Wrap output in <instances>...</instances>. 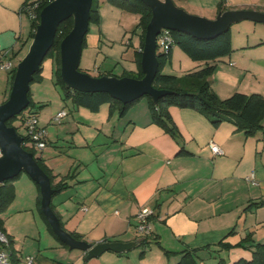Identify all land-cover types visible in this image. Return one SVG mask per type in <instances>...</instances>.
I'll use <instances>...</instances> for the list:
<instances>
[{"label":"crops","instance_id":"obj_1","mask_svg":"<svg viewBox=\"0 0 264 264\" xmlns=\"http://www.w3.org/2000/svg\"><path fill=\"white\" fill-rule=\"evenodd\" d=\"M34 1L37 0H0V57L19 62L28 52L32 28L25 39L22 9ZM173 1L188 13L207 19H215L227 10L264 12V0ZM101 2L102 8L106 2ZM102 24L103 17V29ZM242 24L244 28L251 26ZM254 26L255 30L257 25ZM231 33L236 49L225 56L227 60L215 62L216 70L210 77L213 89L222 99L235 92L263 94L264 90L258 87L264 88V61L257 53L248 55L246 48L260 46L264 38L247 32L246 41L235 45V34ZM102 38L103 35L94 38L91 46L98 47ZM133 40V34L126 40L133 47L125 53L129 54V68L123 67L121 74L111 72L109 76L122 77L124 71H138L136 53L141 50L142 33L137 44ZM178 48L176 44L172 47L170 74L181 76L205 66V62L186 59ZM239 48L245 49L235 52ZM177 57L187 68L180 66V71L176 70ZM73 109L68 110L61 123L55 122L54 117L63 109L43 122L48 145L54 142L57 150L50 151L47 145L40 157H45L56 175L55 183L71 171L76 161L82 167L68 179V187L54 195L56 214L64 229L93 245L104 241L137 244L124 252L108 250L87 259L86 251L71 249L51 233L39 209L36 182L30 176L21 177L14 201L2 214L20 264L29 255L35 257V264H176L180 251L187 248L197 249L198 264H234L252 258L255 245L264 242V128L247 136L232 122L215 126L197 109L171 106L178 141L153 122L149 103L143 98L123 117L112 112L108 103L98 111L82 106ZM211 141L220 145L224 154L214 155ZM182 147L185 153L179 154ZM80 150H85V158L71 154ZM64 151L71 155L65 168L68 158ZM50 156H56V162L49 165ZM251 174L255 175L256 184L249 179ZM77 184L85 189L74 190ZM142 208L155 212L151 219L153 231L148 236L151 244L146 246L138 244L142 240L138 237L142 236L136 229L135 216ZM223 243L231 247L226 248Z\"/></svg>","mask_w":264,"mask_h":264},{"label":"water","instance_id":"obj_2","mask_svg":"<svg viewBox=\"0 0 264 264\" xmlns=\"http://www.w3.org/2000/svg\"><path fill=\"white\" fill-rule=\"evenodd\" d=\"M152 9V17L146 27L141 66L144 76H92L80 70L84 37L89 31L93 0H53L40 12L32 43L26 55L18 62L9 98L0 104V184L21 172H26L41 190V207L53 231L60 241L71 249L87 252V259L112 250L124 252L135 247V242L104 241L91 244L75 238L61 226V221L51 203L55 195L49 175L39 165L34 153L24 148V137L7 121L19 115L30 104L28 93L34 75L40 70L55 42L59 25L73 17L71 31L60 43L61 77L72 89L86 92H106L124 103L149 95L154 101L169 92L153 85L159 69L157 37L163 29L182 31L197 38L211 39L229 30L242 20L264 23V12L252 9H236L221 12L215 19H207L188 13L173 0H141ZM140 240L138 241L139 244Z\"/></svg>","mask_w":264,"mask_h":264},{"label":"trees","instance_id":"obj_3","mask_svg":"<svg viewBox=\"0 0 264 264\" xmlns=\"http://www.w3.org/2000/svg\"><path fill=\"white\" fill-rule=\"evenodd\" d=\"M109 1L113 2L114 4H117L118 6H120L125 10L132 12H139L142 16L140 22V26L142 27V45H141V50L136 53L138 71L136 73L130 71H124V73L121 75V76H130L134 78H142L144 76L141 66L142 49L144 48L146 27L152 17V9L141 0H109ZM49 2H50L49 0H37L32 3H27L23 7L22 12L24 13V11H27L26 7L35 4L38 5L35 8L36 17L31 18L32 32L30 38L34 37L36 27L40 21L41 10ZM99 9H100V1L93 0L91 7L90 23L99 22L100 20ZM222 11H224V9H222ZM73 24H74V19L73 17H70L59 25L56 33L54 45L47 54V56H52L53 58V70H54L53 77L56 80V83L62 86L66 98H71L76 107L83 106L92 111H98L101 105L108 103L111 106L112 112L117 111L120 116L122 117L125 116L129 112L130 108L140 99L133 102L124 103L119 99L112 97L109 93L106 92H86V91L72 89L69 86H67L66 83L63 81L61 77L60 43L62 39L71 31ZM87 34L84 37L83 48L87 46V40H86ZM171 34L174 39V44L178 45L193 60L205 62V66L197 70L188 71L181 76L165 73L164 67L172 59L173 45L170 47L168 51H161V52L157 51L158 60H159V69L154 78L153 85L157 89H166L169 90V92L162 95L157 102L154 101V99L149 95L143 97L146 98L149 103L153 122L162 125L166 131L171 133L178 141H180V136L172 120L169 110L171 106H178L181 108H192L201 111L209 119V121L215 126H219L221 123L225 121L232 122L233 124L236 125L238 130L244 131L245 135L247 136L255 135L259 130L263 129L264 128L263 126L264 95L263 94L257 92H253L250 94L243 92H235L231 96L222 99L217 95L211 84L210 77L213 75V73L216 70L215 62L221 59L222 57L231 54V52L233 51L231 28L211 39L197 38L189 33L182 31L171 30ZM80 70L82 69L80 68ZM42 71H43V64L41 65L40 70L34 75L33 81L41 80L43 78V76L41 75ZM9 72L12 74V85H13V81L16 73V67L9 70ZM105 74L109 75L112 73L102 72L97 76H102ZM28 97L30 100L29 107L34 109L36 106L31 99L30 91L28 93ZM35 111L38 113L37 110ZM18 118H19L18 115L14 116L13 118L7 121V124L10 126H14V121ZM23 146L28 151L34 153L39 165L49 175L52 182V186L55 190V195L68 187L67 181L69 178L74 176V173L72 175L69 174L62 177L57 183H55L56 175H54L52 173V170L46 166L42 157L36 156V151L34 149L26 146V137L24 139ZM182 153H185L183 147L181 148L179 154ZM22 173L23 172L0 184V228L5 233L6 231L4 228V219L2 218L1 215L6 211L8 206L14 201L15 199L14 181L18 179ZM39 190H40V186H39ZM51 206L55 211L53 202L51 203ZM39 209L51 233H53L57 237L49 221L47 220L46 216L42 211L41 192L39 194ZM61 226L64 228V224L62 222H61ZM72 235L77 239H82V237L76 233H72ZM148 236L149 235L143 236L142 240L139 243L140 246H146L151 243V241H149L148 239ZM9 242L10 245L8 247V250H9L11 262L12 264H20V259H18L15 255L13 248V240L11 239V237H9ZM157 243L159 244L160 242L157 241ZM63 244L66 245L65 243ZM223 246L226 248L231 247V245L226 243H223ZM144 252H145L144 250L141 251V256L144 255ZM169 252H170L169 250H166V253ZM196 252L197 249H191V248H187L180 251L181 257L176 264H198L196 258L197 257ZM234 264H264V242L257 243L255 245L252 251L251 259H240L236 261Z\"/></svg>","mask_w":264,"mask_h":264},{"label":"rangeland","instance_id":"obj_4","mask_svg":"<svg viewBox=\"0 0 264 264\" xmlns=\"http://www.w3.org/2000/svg\"><path fill=\"white\" fill-rule=\"evenodd\" d=\"M99 1H100V6H101L103 2H101V0ZM105 2H106L105 6L102 8L100 7L99 9V17H100L99 22L90 23V26H89L90 29L86 37L88 46H86L85 49H83L82 59L80 63V68L82 69V71L89 73L92 76L98 75V73L96 72V70L98 69L107 70L109 72H114L116 74H121L125 67L129 68L128 65L131 64V62H129L128 60L129 54L126 55L125 53L128 50L130 51L133 50V47L129 46L126 43V40L127 39L129 40V38L133 34L134 44H137L138 38L140 37V34L142 33V27L140 26L142 16L139 12H132V11L125 10L121 8L120 6H118L117 4L110 2L109 0H105ZM24 14H25L24 16L25 17L24 18V30H25L24 38L26 39L28 38V33L31 30L32 25H31V18L29 16L28 11H24ZM102 17H103V24H102L103 29L101 28ZM242 23H250L249 25L251 26L248 28H244V26H242L243 25ZM254 25H257L255 30H254V27H255ZM231 31H233L235 34V45H236V44H240V42L246 41L245 33L247 32H249V34L252 36L256 35V37L261 36V38H264V23L254 22L251 20H242L240 22L233 23L231 26ZM99 35H103V38L99 42L98 47L91 46L94 38L97 39ZM31 39L32 38L30 37L28 38V40H31ZM262 43L263 44H261L258 47L246 48L247 49L246 53H248V55L257 53L256 56H258L260 60L264 61V41ZM28 45L29 44L26 45L25 50L27 49ZM232 47H233V50L236 49V47H234L233 45ZM178 49L182 53V55L186 57V59L193 61V59L190 58L181 48H178ZM243 49L241 50V48H239L235 52H239L238 50L244 51ZM157 51L161 52L162 49L159 48ZM224 57H222L223 59L222 58L221 59L227 60L226 57L225 58ZM3 58L4 57L1 56L0 60L2 59L4 62L13 61L15 66H17L18 60H12L9 57L4 58V59ZM171 62H172V59L170 60L169 63L166 64L167 66L164 67L165 73L173 72V70L171 69V64H170ZM182 63H183L182 58L177 57L176 58V70L180 71L179 69L180 66H183V68H187L185 63L181 65ZM182 70H185V69H182ZM53 74H54L53 58L52 56H47L43 62V71L41 73L43 78L41 80L32 81L30 84V96L36 106L34 109L37 111L41 110L40 114L38 112V117H39V125L42 127H45L43 125V122L49 121L50 118L59 109L66 110L68 112V110L69 111L71 109L74 110L73 107L75 106L71 98H66L64 89L62 88L60 84L56 83V80L54 79ZM258 88L264 90L262 86ZM11 89H12V74L9 72V70H5L4 68H2L1 63H0V104L5 102L9 98ZM143 99L147 100L146 98H143ZM70 118L72 119L73 117H70ZM69 120L70 119L67 118L66 121H69ZM65 122L63 124H59L58 126L64 125ZM51 125H53V127L56 126L55 124H51ZM14 126L17 127L18 132L21 135H24V136L26 135V129L21 124L20 119H16L14 121ZM26 146L29 147L30 145L27 144ZM47 149L50 151L57 150L54 142L49 144L47 146ZM66 152L67 151H64L63 154L68 158V160L65 162L66 164H64V168L67 167V163H69L71 159V155L67 154ZM71 154H73V156L74 154L75 155L80 154L81 156L85 158V150L73 151ZM40 155H41V151L40 150L36 151V156H40ZM47 162L49 165L53 164V162H56V156L48 157ZM44 163L49 168L45 160H44ZM72 165L73 166L71 168V171L67 173V175L68 174L72 175L75 171L77 172L78 170L82 169V167H80L81 163L78 161H76ZM21 177H29V175L26 172H23L21 176L14 181L15 197L17 194L16 187ZM69 179H72V177ZM20 185L21 184H19V188H20ZM80 186H81L80 184H77V186H73L75 188L74 190H80V189L84 190L85 189L83 186L81 187ZM37 187L39 188L38 185ZM19 191L21 193L20 189ZM40 191L41 190H39L38 192L39 194H40ZM22 192L26 193V190L24 191L22 189ZM74 202L76 205L78 202V199H75ZM53 205H54V202H53ZM139 235H141L142 237H138L137 235L138 239H141L144 236L142 234H139Z\"/></svg>","mask_w":264,"mask_h":264},{"label":"built area","instance_id":"obj_5","mask_svg":"<svg viewBox=\"0 0 264 264\" xmlns=\"http://www.w3.org/2000/svg\"><path fill=\"white\" fill-rule=\"evenodd\" d=\"M50 2L53 0H49ZM38 5H32L26 7L30 18L36 17L35 8ZM174 45V39L171 34V30L163 29L161 33L157 37V50L159 48L162 51H168L170 47ZM2 68L5 70H11L14 68V65L11 61L4 62L0 60ZM68 115L66 110H60L54 117V121L57 123H61V121ZM21 124L26 129V135H22L25 139L26 137V145L29 144L30 148L34 149L35 151L43 150L48 145V137H47V130L45 127L39 125V117L38 113L30 108L29 106L25 108L19 115ZM210 148L214 155H222L224 154V150L220 145L216 142L211 141ZM2 154V149L0 145V156ZM249 179L256 184L255 175L251 174ZM154 210L150 208H142L135 216L136 219V229L139 234L142 235H150L152 233V222L151 219L154 215ZM10 245L9 237L7 233H5L0 228V264H12L10 259V254L8 247ZM24 264H35V257L29 255L26 257Z\"/></svg>","mask_w":264,"mask_h":264}]
</instances>
